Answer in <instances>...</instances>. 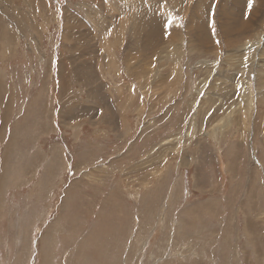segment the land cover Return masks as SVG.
Masks as SVG:
<instances>
[{"label":"rangeland","instance_id":"1","mask_svg":"<svg viewBox=\"0 0 264 264\" xmlns=\"http://www.w3.org/2000/svg\"><path fill=\"white\" fill-rule=\"evenodd\" d=\"M111 1L0 0V264H264V0Z\"/></svg>","mask_w":264,"mask_h":264},{"label":"bare ground","instance_id":"2","mask_svg":"<svg viewBox=\"0 0 264 264\" xmlns=\"http://www.w3.org/2000/svg\"><path fill=\"white\" fill-rule=\"evenodd\" d=\"M90 1H92V0H90ZM94 2V9L96 10V15H102V13H103V10H104V7L105 6H108V5H104L103 4V1L104 0H93ZM105 1H111V0H105ZM137 1L138 0H112L111 1V3H110V7L111 8H113L114 6L116 7V9H118V10H120L121 11V9H120V7H121V5H122V3H124V5L126 6V7H130L131 6V4L133 3L134 5H135V7H136V5H137ZM147 1L148 0H142V4H147ZM189 2L191 1V0H188ZM217 2H219V1H221V0H216ZM230 0H226V2L228 3ZM234 2L235 3H237L239 6H242L243 8H241L240 10H238V11H236V12H230V13H227V10H224V5L222 6V14H223V16H225V17H227V18H229V17H234V16H244V17H248L249 15L248 14H246L245 13V11H246V9H248V0H234ZM255 6V7H258V6H262L257 0H253V3H252V6ZM113 6V7H112ZM262 7H264V6H262ZM108 11V10H107ZM90 14L92 15V12H90ZM185 15L187 16V15H189L188 14V10L187 11H185ZM121 16L118 14V15H116V14H113L112 15V17H111V21H110V23L113 25V26H116V24H117V21H118V23H121L122 21H124V20H126L125 18H120ZM196 17V15H192V16H190V20H189V24L191 25V23H192V20L194 19ZM144 18H146V16H143L141 19H144ZM252 18V20L253 19H255V18H258L257 16H254V17H251ZM114 19H116L114 22H113V20ZM204 19H205V17H204ZM100 21H102L103 22V24L105 25L106 24V22L104 21V20H100ZM208 21H210V20H208ZM83 22V21H82ZM97 23V22H96ZM204 23H205V20H204ZM90 25V27H94V24H89ZM96 25V24H95ZM190 25L189 26H187L186 28L187 29H184V31L182 32V34H185L186 36H188V37H191V36H193V37H196V36H202V38H200V42H206V43H209V42H211V41H214V42H217V38H216V36H215V33H213V30L212 29H208L210 26H211V23L209 24V25H204V26H197V28L195 29V31H190L188 34L185 32V30H187V32L190 30L189 28H190ZM107 26V25H106ZM166 24L164 25V29L166 30L165 32H166V35L164 36L165 38H166V40H169V39H175L176 37H178L179 35H180V32H179V29H177L175 32H173L172 34H171V29L170 30H168L166 27ZM241 26H242V28H244L245 30H250V28L252 27V25L250 24V23H247V24H241ZM101 27H103L102 25H101ZM105 27V26H104ZM108 27V26H107ZM174 26H172V28H173ZM106 28V27H105ZM211 28H212V26H211ZM97 29V28H96ZM103 29V28H102ZM108 29V28H107ZM106 29V30H107ZM104 30V29H103ZM233 30L234 29H232V28H230L227 24L225 25V30H224V33H225V35L226 36H229V35H234V34H231L232 32H233ZM239 30V29H238ZM105 31V30H104ZM109 31V30H108ZM106 32V31H105ZM133 32H134V34L135 35H138V36H140L141 34H142V29L141 28H139L138 27V30L137 29H134L133 30ZM107 33V32H106ZM155 33H159L157 30H155ZM109 35H111L110 34V32L109 33H107V37L109 36ZM205 35V36H204ZM114 36H116V37H118V38H120V39H124V37L121 35V34H115ZM153 36V34H150V35H148V37H152ZM204 36V37H203ZM106 37V38H107ZM262 38V34L258 37V39H261ZM201 39H202V41H201ZM217 45V44H216ZM251 45H252V43H251ZM249 43H246L245 44V47L248 49V47L249 46H251ZM246 49V50H247ZM94 51V50H93ZM251 56H253L252 54H250ZM263 56H264V52H262L261 54H260V58L263 60ZM211 62V58H209V57H207V58H205V59H203V60H201L200 62H196L195 63V65H196V67L198 66V65H200L201 66V71H202V69H208L207 68V66H208V64ZM212 64H213V62H212ZM256 65H258V63H257V61H256ZM255 65V66H256ZM216 66V65H215ZM199 68V67H198ZM204 69V70H205ZM64 70L62 69V67H61V72H60V74H61V77H60V95L62 94V100H64V102H63V112L65 113V111L68 113V110H74V109H76L77 108V106H80V105H76L75 103H76V99H75V97H73V96H71V92L69 91L70 90V86H69V84H67L66 83V79H65V76L63 77L62 75L64 74ZM103 83V82H102ZM88 85V84H87ZM93 91V90H92ZM1 92H2V86L0 85V95H1ZM92 95V94H91ZM1 97V96H0ZM90 114H91V112L90 111H88ZM66 113V114H67ZM87 118H89V119H92L91 121L93 122V123H96L95 121H93V118L92 117H87ZM5 160H6V157H5ZM5 162V164L7 163L6 161H4ZM0 202H1V199H0Z\"/></svg>","mask_w":264,"mask_h":264},{"label":"snow or ice","instance_id":"3","mask_svg":"<svg viewBox=\"0 0 264 264\" xmlns=\"http://www.w3.org/2000/svg\"><path fill=\"white\" fill-rule=\"evenodd\" d=\"M252 3H253V0H248V8L249 10L251 9L252 7ZM210 23H211V26H212V30H213V33H215V4L213 5V9H212V13H211V20H210ZM172 25H173V19H169L167 21V24H166V28L168 30H170L172 28ZM217 43H219V41L217 40Z\"/></svg>","mask_w":264,"mask_h":264}]
</instances>
